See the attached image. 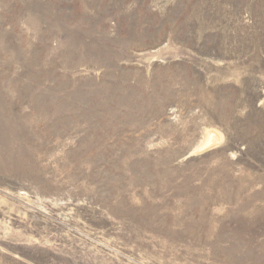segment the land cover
<instances>
[{"label": "rangeland", "instance_id": "374dc122", "mask_svg": "<svg viewBox=\"0 0 264 264\" xmlns=\"http://www.w3.org/2000/svg\"><path fill=\"white\" fill-rule=\"evenodd\" d=\"M0 264H264V0H0Z\"/></svg>", "mask_w": 264, "mask_h": 264}, {"label": "bare ground", "instance_id": "6f19581e", "mask_svg": "<svg viewBox=\"0 0 264 264\" xmlns=\"http://www.w3.org/2000/svg\"><path fill=\"white\" fill-rule=\"evenodd\" d=\"M214 135V134H213ZM215 136V135H214ZM206 144H205V146H208L210 143H212L213 142V138H211V137H209L208 138V141L206 140Z\"/></svg>", "mask_w": 264, "mask_h": 264}]
</instances>
